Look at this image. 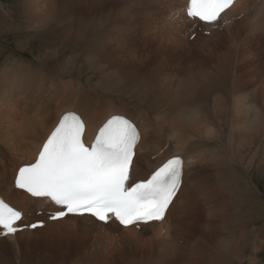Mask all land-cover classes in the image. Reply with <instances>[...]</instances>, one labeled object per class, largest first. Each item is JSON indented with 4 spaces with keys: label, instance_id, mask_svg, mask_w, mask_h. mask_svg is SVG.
<instances>
[{
    "label": "bare ground",
    "instance_id": "6f19581e",
    "mask_svg": "<svg viewBox=\"0 0 264 264\" xmlns=\"http://www.w3.org/2000/svg\"><path fill=\"white\" fill-rule=\"evenodd\" d=\"M92 1L91 4L99 10L98 17L94 18L95 6L88 5L90 2L87 5L71 4L62 21L67 22L65 28L55 27L54 34L64 32L61 36L72 38L78 16H81L92 26L87 23L86 30L79 32L80 35L75 33V46L90 49L92 42L89 37L105 23L109 25L108 21L114 17L112 11L104 10L101 0ZM111 1L116 3H111L114 5H110L111 9L121 14L116 20L117 39L121 38V23L124 35L126 21L147 22V16L154 12L159 14L155 15L157 28L171 29L181 37L194 34V22H199H192L186 17L188 0H166L168 5L165 6L170 9L163 7V0H128L124 5L118 0ZM250 1L235 0L234 5L222 14V20L216 27L205 24L203 28H213L217 39H232L235 47L238 45L237 53L233 50L230 53L219 52L218 46L213 45L201 51L203 55L207 54L205 56L186 58L180 53L182 39L176 37L180 44L163 43L161 57L156 50H148L159 58L160 63H145L144 59V66H149L147 71L136 72L129 79L108 66H100L103 69H100L95 85L94 81L86 86L77 83L69 91L64 88L61 95L58 92L59 97L55 94L52 97L43 96L44 87H40L37 75L32 74L34 72L25 64L12 60L0 69V192H3L0 198L22 212L18 226L23 229L15 236L0 235V254L3 249L9 250L18 253L15 260L18 264H37L39 245H48L53 238L54 227L63 225L75 234L72 240L75 237L77 242H87L94 238L93 242L99 244L95 254L91 251L84 254L88 260L98 258L101 261L104 256L112 254L111 243L115 241L119 247L121 241H117V237L123 235L122 241L138 239L140 241L136 246H145L150 242L154 249L153 256L148 255L149 259L144 258L142 253H132L130 259H124L128 264H139L132 263L134 261L142 264H245V251L249 248L254 256L249 258L248 263L264 264L258 257L264 247L263 228L255 227L258 220L253 219L249 225L254 227L247 230H240L242 224L238 226V231L232 226V203L235 204L234 209L240 208L235 196L249 194V189L257 196L260 190L250 172L255 167L264 169V0L246 6ZM2 10L0 32L5 20ZM42 13H45L46 19L40 20L49 28L50 23L47 22L53 19L50 17L55 10L38 8L36 14ZM250 19L254 21H248ZM238 21L242 22L241 29L246 28L243 36L238 33ZM246 21L251 26L245 27ZM188 28L194 31L189 33ZM123 42L131 53V59L142 57L143 53L146 56V51H142L146 50L142 42L140 51L136 40ZM174 56L180 57L173 71L169 72L166 62ZM131 65L132 71L135 70L133 59L120 58L119 66L125 67L126 71ZM15 77L18 81L22 80L25 86L18 84ZM36 87L42 89L41 95ZM29 92L37 96H21ZM21 109L24 112L22 119L18 118ZM68 112L80 115L85 121V135L89 142L113 115H123L137 125L141 142L133 163L134 182L147 179L174 156L184 159L183 183L163 223L124 229L118 222L103 225L89 216H67L54 221L50 217L60 208L47 198H32L15 188L19 168L35 163L42 144ZM139 161L142 163L140 170L137 168ZM241 184L244 186L239 188ZM33 223H43L44 226L32 229L30 225ZM247 233L250 235L248 239ZM84 234V239H78L77 235ZM142 234L145 239L137 237ZM34 248L38 250L31 252ZM69 263L81 264L77 258L72 261H62L61 258L57 264ZM0 264L15 263L0 258Z\"/></svg>",
    "mask_w": 264,
    "mask_h": 264
},
{
    "label": "rangeland",
    "instance_id": "374dc122",
    "mask_svg": "<svg viewBox=\"0 0 264 264\" xmlns=\"http://www.w3.org/2000/svg\"><path fill=\"white\" fill-rule=\"evenodd\" d=\"M101 1L104 5V10L107 12L112 11L114 13V17H111V19L108 21L109 25L105 23L102 28H99L96 34H92L89 37L88 40L92 42V46L90 47V49L93 50L94 51L93 52L90 49L85 48L84 46H80V47L75 46V43H77V40L75 39L76 37L75 33L77 35H80L79 32H83V30H86V24L90 23L86 19H82L81 16H78V24L75 26L76 31L72 32V34L74 35V36L72 35V38H69L67 36L65 37L61 36L62 34H64V32H58L57 34H54L53 31L55 27L59 29L65 28L67 22H62V21L64 20V18H66L68 8L71 6V4L87 5L90 2L88 5L95 6L93 8V12L95 15L94 18L98 17L99 10L98 8H96L97 7L96 5L91 4L93 2L92 0H27V1L0 0V6H1L0 10L2 8L5 11L4 12L2 10L3 13H5V17H4L5 20L3 23L4 28L0 32V69L6 67L8 65V62L9 61L11 62L12 60L18 61L19 62L18 64L21 65L25 64L27 67L31 68L32 72H34L32 74L37 75L40 87H44V90L39 89L38 87L35 88V90L38 91L40 95L42 94L43 91L44 93L42 94L43 96L52 97L51 95L55 94L56 97H59L63 93L62 90L64 88H66V91H69L71 88H74L77 83L86 86L90 84V82L94 81V85H95V83L98 82L97 78L100 77V69H103L104 66H108L109 68L114 69L120 75L125 74L129 79L132 76H134L136 72L138 73L139 71L144 69H146L147 71L149 66L147 64L144 66V59H146L145 63H147V61L151 63L152 62L160 63L159 58L155 57L152 53L150 54L148 50L150 49L156 50L159 57H161L162 52L164 50L162 44L166 42H170L171 45H173V44H178L180 42L179 39L180 40L182 39L181 43L183 45V49L180 51V53L183 57L186 58L205 56L207 54L205 53L203 55L201 51L205 48L208 49V47H211L213 45L215 47L218 46L217 50H219V52L225 51L230 53L232 50L236 51V53L239 52L238 45L236 44L235 47V44L232 42V39L230 38L229 39L224 38L225 40L220 38L217 39V37H214V32L212 31L214 29L213 28H210V30L203 29L205 25L203 23L192 21L194 22V27L192 28L195 30V32L192 35L186 34V37L184 36L181 37L180 34L176 33L171 29L157 28L156 24L158 22L156 20L155 15L159 16L158 12H154L148 15L147 22L140 23L134 21H126L125 22L126 29L124 31L125 36L122 34L124 25L123 23H121L122 29L119 36L121 38L117 39L118 30L115 28H117L118 23H116V20L121 16V14L118 12V10L115 9L116 11H114V8H112L113 10L111 9V6L114 7V5L112 4H116V3H112L111 0H101ZM118 1L120 4L123 5L126 2H128V0H118ZM165 1L166 0L162 1L163 7L166 9H170L171 7L165 6V4H167V2ZM253 4L256 5L257 0H251L248 4H246V6ZM123 5H120L119 7ZM38 8H40V10L41 9L48 10L50 8H53L55 10V14L50 17L53 19L47 22L50 23L49 28L44 26V24L40 20V19H46L45 13H42L40 15L36 14ZM185 11H186V7H185ZM126 15L128 16V19H130L129 18L130 16L128 14H125V17ZM186 17L189 18L188 16ZM248 21H254V20L250 19ZM248 21H246L245 27H248L249 25L251 26V24L248 23ZM37 23L40 25H38ZM79 23H80V28H79ZM241 24L242 22L238 21L237 26L238 28H240V30H242V31L239 30L238 33L240 36H243L244 32L246 31L245 30L246 28L241 29L240 26ZM90 26H92L91 23ZM41 29H44V32L43 30L41 31ZM194 30L188 28L189 33H192ZM176 37H179V39H177ZM123 40L125 42H132L136 40L138 43V51L141 50V42L145 44L146 50L143 49L142 51H146V56L143 53L142 57L132 58L133 63L136 66V69L133 71H132V65L129 71L128 70L126 71L125 67L119 66L120 58L126 57L128 58V61L132 60L131 53L127 50ZM222 40L226 42H223ZM189 50L190 52L188 53L187 51ZM84 55L87 56L83 57ZM114 55H116V57ZM151 56H153L152 57L153 59L151 58ZM179 57L174 56L171 58V60L166 62V67L169 72L173 71V67H175V62H177V59ZM92 65L95 66L92 67ZM100 66L103 67L101 68ZM13 74L15 76V73ZM16 79L18 84L21 83L22 85L25 86L22 80L18 81V78ZM58 92H61L59 93L60 95L58 94ZM21 96L22 97L28 96L31 98H35L37 95H35V93L29 92V93H23L21 94ZM106 99L108 100V98H105L104 100ZM23 117H24V112L21 109L20 111H18V118L22 119ZM212 148H216V146ZM262 164L264 167L263 162ZM141 167H142V163L139 161V163L137 164L138 170H140ZM250 175L253 178L254 184L257 185L260 191L258 192L257 196H255V193L252 192V190L250 189H249L250 192L248 191L249 194L246 193L245 195L235 196V199L237 200V204L240 206V208L238 210L234 209L235 204L232 203V215H234L232 216V220H233L232 226L235 228V231H238L239 229L238 226L242 224L240 230L243 229L247 230L254 227L252 225H249V223L251 221L253 222L254 219V221L258 220L257 221L258 223L256 222L257 224H255V227H258V229L263 228L262 232H264V169H261L260 167L257 168L255 167L251 170ZM242 186L244 185L241 184L239 188ZM233 209L235 210V212H233L234 211ZM240 218H242V220L244 219L243 222L242 220H239ZM238 221H240V223ZM173 234H175L174 231ZM74 235L75 234H72L66 226L63 225L55 226L53 229V238L51 239V242L46 246L39 245V250L38 248H34L31 250V252H36L38 250L36 256L38 255L39 261L37 264H57L58 262L61 261V258L62 261H72V259L77 258V261H79L81 264H128L124 262V259L126 258L130 259L132 253L135 255L136 254L139 255L142 253V256L147 259L153 256L154 249L150 244V242L145 243V246L138 247L136 245L139 243L140 240L137 239L131 241L128 240L122 241L123 238L122 235L117 237V241H121L119 243L121 247L120 246L118 247L115 241L114 243H111L110 247L114 249V251H112V254L106 255V258L104 256V259L101 261H99L98 258H89L88 260L84 256V254L88 253L89 251H91L90 253L95 254L99 244H95L93 242L94 238L93 240H89L87 242L84 241L77 242V239L73 237L74 240L73 241L72 236ZM143 235L144 234H142V236H137V237H140L141 239H145L146 237H144ZM248 235L249 233H247L246 239H248V237L250 236ZM78 236L80 237L78 239L81 238L84 239L85 234L82 236L77 235V237ZM135 236L136 235H133V237ZM70 239L72 242H70ZM147 239L151 241L150 237H148ZM174 244H175V239H174ZM71 247L72 249L75 250H72ZM3 250L1 252L2 255L0 254L1 259H5V261H9V262L12 261V263L18 264L17 262H15L16 258L18 257V253L15 254L9 250H5V249ZM247 250L245 251V255H246L245 258H247L245 259V264H249L248 263L249 258H253L254 256L253 250H251L250 248ZM127 253L130 255L126 256ZM174 254H177L176 250H174ZM148 255L151 257H149ZM258 257L264 262V247L260 249ZM132 263L142 264V262H138V261H134Z\"/></svg>",
    "mask_w": 264,
    "mask_h": 264
},
{
    "label": "snow or ice",
    "instance_id": "6c2138e0",
    "mask_svg": "<svg viewBox=\"0 0 264 264\" xmlns=\"http://www.w3.org/2000/svg\"><path fill=\"white\" fill-rule=\"evenodd\" d=\"M235 0H188L187 16L213 27ZM86 125L74 112L65 113L30 165L19 168L15 187L32 197L47 198L60 211L50 219L90 216L103 225L118 222L124 229L155 226L166 220L181 189L184 160L174 156L147 179L134 182L133 163L141 133L123 115H113L85 142ZM22 213L0 198V235L22 231ZM33 223L32 229L43 227Z\"/></svg>",
    "mask_w": 264,
    "mask_h": 264
}]
</instances>
